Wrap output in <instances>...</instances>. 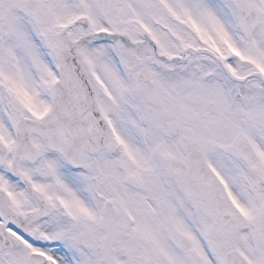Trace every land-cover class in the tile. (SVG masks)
<instances>
[{
  "label": "snow or ice",
  "instance_id": "obj_1",
  "mask_svg": "<svg viewBox=\"0 0 264 264\" xmlns=\"http://www.w3.org/2000/svg\"><path fill=\"white\" fill-rule=\"evenodd\" d=\"M0 264H264V0H0Z\"/></svg>",
  "mask_w": 264,
  "mask_h": 264
}]
</instances>
